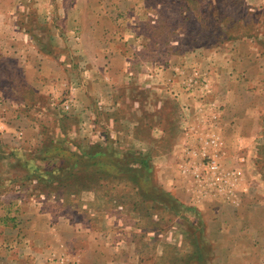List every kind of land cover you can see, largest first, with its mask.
<instances>
[{
  "label": "rangeland",
  "instance_id": "1",
  "mask_svg": "<svg viewBox=\"0 0 264 264\" xmlns=\"http://www.w3.org/2000/svg\"><path fill=\"white\" fill-rule=\"evenodd\" d=\"M76 2L0 48V264H264V0H98L101 104Z\"/></svg>",
  "mask_w": 264,
  "mask_h": 264
},
{
  "label": "crops",
  "instance_id": "2",
  "mask_svg": "<svg viewBox=\"0 0 264 264\" xmlns=\"http://www.w3.org/2000/svg\"><path fill=\"white\" fill-rule=\"evenodd\" d=\"M59 1L63 2V0H0V48L5 50L17 48L15 45L16 42L15 39L9 34H11V29H13L11 28L12 18L21 15L22 10L30 9L34 7L37 9V15L39 14L51 18L56 14ZM100 8L101 7L98 8V0H77L72 10L61 8L60 5L58 16L70 17L73 14L77 13L78 16L82 18V20L80 21L81 31H83L84 33H87L88 31L94 33V37H95L94 47L96 54H94L91 57L90 61L93 63V66H90V69L86 72L85 76H87L88 79L91 78V75H95L94 79L97 80L96 81L97 85L94 86L98 88V92L94 93V91H90L89 93L98 94V103L101 104L102 97L100 95H102V93L105 96L107 95L111 96V93L113 92V86L116 82V75L113 74V72L106 71L107 69H109V66L113 64V62L109 63L107 67L105 66L104 69L99 67V65H103V64L105 65V63H108L109 60H112V57L111 56L107 57L106 61H105V56H107V54L101 53L102 55H104L103 59L101 57L100 58L98 57V32L100 30H104V33L107 32L108 35L110 36V38L104 37L107 46H111L110 43L114 38V34H112L113 30L111 23L108 27H104L105 24L103 23L102 19L99 18L100 17L99 10L102 11V9ZM106 13L107 12H104L103 15ZM112 15L113 14L109 12V16ZM88 21L91 22V25L87 24ZM19 28L20 27H18V29ZM106 28H108L109 30ZM100 89H102L101 94L99 93ZM183 109L185 110V112L188 110L187 108H183Z\"/></svg>",
  "mask_w": 264,
  "mask_h": 264
},
{
  "label": "trees",
  "instance_id": "3",
  "mask_svg": "<svg viewBox=\"0 0 264 264\" xmlns=\"http://www.w3.org/2000/svg\"><path fill=\"white\" fill-rule=\"evenodd\" d=\"M104 153V152H103ZM148 159L147 158H144L143 160H142V163H143V165L144 166H150V164H148V161H147ZM127 161H129L128 163V165H130L131 166V163H133L132 162V159H129V160H127ZM132 167V166H131Z\"/></svg>",
  "mask_w": 264,
  "mask_h": 264
},
{
  "label": "built area",
  "instance_id": "4",
  "mask_svg": "<svg viewBox=\"0 0 264 264\" xmlns=\"http://www.w3.org/2000/svg\"><path fill=\"white\" fill-rule=\"evenodd\" d=\"M213 167H217V164H214Z\"/></svg>",
  "mask_w": 264,
  "mask_h": 264
}]
</instances>
